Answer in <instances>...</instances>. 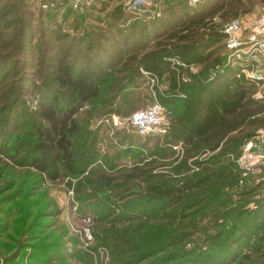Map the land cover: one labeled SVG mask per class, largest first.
Instances as JSON below:
<instances>
[{
	"label": "rangeland",
	"instance_id": "rangeland-1",
	"mask_svg": "<svg viewBox=\"0 0 264 264\" xmlns=\"http://www.w3.org/2000/svg\"><path fill=\"white\" fill-rule=\"evenodd\" d=\"M42 3L0 0V205L16 187L15 195L20 193L18 179L25 187L22 193L35 199H24L27 204L40 206L45 190L44 230L59 245L47 262L32 261L31 244L43 233L18 230L13 245L5 247L1 240L0 264H264V243L256 231L264 206V126L244 123L222 143L182 163L188 153L184 126L200 118L213 97L235 98L246 91L244 103L256 107L264 101V81L252 83L240 76L246 84L238 87L227 74L230 69L232 76L239 73L242 63L229 60L223 37L209 40L213 33L221 35L232 19L251 26L264 16V0H158L146 14L130 13L127 0H88L80 9H72L68 0L47 9ZM172 34L185 36L172 44H205L213 55L182 76L180 81L191 90L186 96L169 92L166 76L158 80L162 96L171 99L169 106L161 104L165 132L140 135L129 125L131 113L155 101L156 83L141 72L145 79L134 82L135 66L117 65L99 96L77 113L73 148L79 153L92 140L97 161L79 178L47 180L41 188L30 181L31 169L24 165L36 141L32 131L46 125L35 110L42 100L63 94L55 78L72 63L80 68L74 62L77 50L91 41L99 51L124 37L142 40L152 51L165 47ZM201 86L208 91L200 92ZM113 116L119 124H112ZM259 117L264 122V111ZM226 141L219 167L231 169L220 172L213 156L226 149ZM196 160L205 165L193 164ZM196 177L200 185L179 203L164 206L149 192L163 179L175 184ZM19 203L15 205L22 207ZM19 214L16 210L12 216ZM12 218L4 220L9 231L11 224H21L9 222Z\"/></svg>",
	"mask_w": 264,
	"mask_h": 264
},
{
	"label": "trees",
	"instance_id": "trees-1",
	"mask_svg": "<svg viewBox=\"0 0 264 264\" xmlns=\"http://www.w3.org/2000/svg\"><path fill=\"white\" fill-rule=\"evenodd\" d=\"M200 19L201 17L198 20ZM194 23L198 22L194 20ZM180 36L172 34V38L165 44V47L160 48V46H157L152 51H147L144 41H138L135 38L129 41L130 39L123 37L122 43L117 44L115 42L116 44H113L111 46L112 49L109 51L108 49L111 48L108 47L109 45H103L99 51H95L94 46L91 45V41L85 42L77 50L78 53L74 61L76 63L77 60L80 62V68L72 63L71 66L60 69L58 72L60 73L59 76L55 78L63 94L56 98L42 100L35 110L37 117L46 122V125L34 127L32 131L36 137V141L30 150L28 158L25 160L26 165H24L25 168L31 169L32 176L30 177V181H36L39 183L37 187L41 188L42 185L40 183H44L47 180L55 182L57 180H65L66 177L68 179L79 178L85 174L91 163L97 161L98 155L94 149H91V145H89L92 140L90 143H83L82 145L85 146L84 150L79 153L73 148L72 139L78 129L77 113L82 105L99 96L100 87L113 74V70L117 65L123 64L128 68L133 64L135 66V77L132 78L134 82L143 80L140 69L150 72L159 78L166 76L169 84L168 91L177 92L176 95L179 97L186 96L191 90L188 88L187 83L180 81L182 76L185 75L189 65L202 66L212 58L213 53L207 52L208 49L205 44L190 42L179 46L171 43L172 40H176V42L182 41L185 36ZM218 37H222V35L213 33L209 40L215 42ZM174 57L184 63L186 67L173 65L171 59ZM227 75H231L230 81H234L239 85L238 87L243 88L244 84H246L241 80L243 78L237 76L238 73L232 76L231 69ZM204 87L200 89V92L208 91ZM246 93V91L240 92L239 97L235 98L229 96L223 97L224 95L216 93L219 95L212 98L211 102L206 106V112L200 118L185 124L182 140L186 144V151L188 153L183 158L182 163L184 165L188 158L198 155L205 148H209L211 144L222 143L233 130L238 129L244 123L264 126V122H261L260 120L262 119L259 117L264 111V101L256 107L250 106V103H244L243 101ZM155 95L156 99L163 106H169L168 101L171 99L163 97V94L155 93ZM191 100L193 101L192 98ZM87 146L89 148L86 150ZM225 147L226 149L221 150L218 156H213V159L216 160L214 167H219L222 164L224 151L228 150L227 141ZM193 164H197L200 167L201 165H205L199 160L194 161ZM233 166L235 167L232 162V170ZM230 167L225 164L221 168L219 167L220 172H224L226 169L229 170L231 169ZM155 175H160L161 179L165 176L162 173H155ZM213 175H209L208 179H211ZM83 178L84 176L79 180L80 183L83 181ZM17 181L21 182L19 179ZM162 181L159 185H152L149 192L152 193L151 197L155 196L156 198L158 196L159 200L164 201V206H169L171 203H179L185 199L193 188L200 185L201 179L196 177L175 184L170 183L168 179H163ZM108 182L111 181H107L106 186L111 187ZM19 183L20 193L16 194L17 196L15 195L16 187L8 193L9 200L4 198V201H1L0 244H2L1 240H5V247L13 245L17 239L18 230L29 229L33 234H35V231L41 230L43 233L42 237H40L39 241H34L31 244L32 256L30 258L32 261L35 259L34 261L41 260L47 262L51 253L56 252L58 249L59 241L52 239L50 237L51 233L44 230L46 222L42 214L47 210L45 205H48L45 190L40 194L42 197L41 201H39L40 206H37L35 202L27 204L24 199H35L30 195L31 193L26 195L27 192H25L23 194L22 191L25 190V187H22ZM28 186L31 185L28 184ZM19 199L22 207L15 205V202ZM263 209L264 206L259 208V217L256 221L258 223L256 231L260 243H264V215L260 213ZM16 210L18 211V215H21L19 213L22 211L23 218L12 216L16 213ZM9 217H13L9 222L12 220L18 221L21 223L20 226L13 228L11 224V231H9V227H5L6 223L4 221ZM4 227L5 230L2 231ZM261 249L264 250V247Z\"/></svg>",
	"mask_w": 264,
	"mask_h": 264
},
{
	"label": "built area",
	"instance_id": "built-area-1",
	"mask_svg": "<svg viewBox=\"0 0 264 264\" xmlns=\"http://www.w3.org/2000/svg\"><path fill=\"white\" fill-rule=\"evenodd\" d=\"M42 8L54 7L56 3L65 0H42ZM72 9H80L82 4L88 0H68ZM158 0H127V9L130 13L146 14L150 6ZM199 0H188V4H195ZM224 48L228 51L229 60L233 58L242 63L238 77L243 76L252 83L264 81V16L254 22L251 26L245 25L238 19L227 22L221 30ZM244 58V59H243ZM173 65L186 67L178 58L171 59ZM231 66V65H230ZM232 67V66H231ZM152 84L158 83L156 75L140 70ZM155 97V96H154ZM156 98V97H155ZM112 124H119V119L112 117ZM107 121V120H106ZM129 125L140 135L162 134L165 132L163 107L155 99L151 104L135 110L131 113Z\"/></svg>",
	"mask_w": 264,
	"mask_h": 264
},
{
	"label": "crops",
	"instance_id": "crops-1",
	"mask_svg": "<svg viewBox=\"0 0 264 264\" xmlns=\"http://www.w3.org/2000/svg\"><path fill=\"white\" fill-rule=\"evenodd\" d=\"M191 66H194V65H191ZM190 65H189V67H191ZM140 70H143V69H140ZM147 72V71H146ZM150 73V72H149ZM150 74H152V73H150ZM164 77V76H163ZM163 77H161V78H159V77H157L158 78V80L159 79H162ZM145 78L143 77V80H144ZM167 85H168V83H167ZM153 87V86H152ZM155 90H157V91H154L153 93H154V96H156L155 95V93H159V94H163V92H162V90L158 87V85L156 86V89ZM171 92H173L174 93V91H171ZM183 97V96H182ZM5 264H12V263H5Z\"/></svg>",
	"mask_w": 264,
	"mask_h": 264
}]
</instances>
